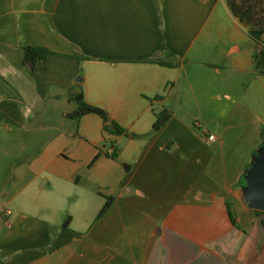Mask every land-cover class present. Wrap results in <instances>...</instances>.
I'll use <instances>...</instances> for the list:
<instances>
[{
	"label": "crops",
	"instance_id": "crops-1",
	"mask_svg": "<svg viewBox=\"0 0 264 264\" xmlns=\"http://www.w3.org/2000/svg\"><path fill=\"white\" fill-rule=\"evenodd\" d=\"M247 38L225 0H0V264H264V131L236 143L200 111L201 136L188 108L236 117L223 90L264 83ZM29 45L55 54L31 71ZM79 94L125 133L72 117Z\"/></svg>",
	"mask_w": 264,
	"mask_h": 264
},
{
	"label": "rangeland",
	"instance_id": "rangeland-1",
	"mask_svg": "<svg viewBox=\"0 0 264 264\" xmlns=\"http://www.w3.org/2000/svg\"><path fill=\"white\" fill-rule=\"evenodd\" d=\"M249 39L251 38L249 37ZM249 39L247 38L242 42L243 47H254L253 40ZM262 79L264 81V78ZM223 91L229 92L231 98L234 99L237 111L236 117L230 121L227 119L228 109H231L232 107L231 101L229 102V107L226 106V103L228 102L224 101L216 102L217 104H211L208 100H203L199 105L196 102L194 104L193 101H190V103H188V108L191 116H194L190 122L192 128L195 129L199 135H203L202 129H200L195 122V118L199 116L200 111H203L201 114H203L205 118H208V116L210 118V120H208L209 124L205 122L202 123L201 121L206 130L214 135H218L221 131H226L227 137L229 139H233L236 143H239L240 141H242V143H246L249 141L251 133L250 127H257L261 132H263L264 83L253 75H247L244 77L236 76L235 81L233 84H230L228 90ZM211 106L214 111H216V107H218V115L215 113H209ZM256 147L257 145H253L252 148L254 149ZM236 154L238 155L239 152L237 151Z\"/></svg>",
	"mask_w": 264,
	"mask_h": 264
},
{
	"label": "trees",
	"instance_id": "trees-1",
	"mask_svg": "<svg viewBox=\"0 0 264 264\" xmlns=\"http://www.w3.org/2000/svg\"><path fill=\"white\" fill-rule=\"evenodd\" d=\"M230 12L238 19V21L245 27L248 36L261 46V50L254 55L253 62L257 73L264 76V0H225ZM23 65L27 66L31 71H34L35 66L47 59L49 55L55 53L50 51L44 46H25L23 47ZM164 66H173L171 62H160ZM73 100L77 103V109L71 114L72 117L80 118L87 114H95L103 119L105 122V129H109L110 126L115 128L117 134H124L125 130L119 127L114 121H112L107 112L92 104L87 103L82 94L73 97ZM170 117V113L164 109L156 114V119L153 124V131L159 130L163 124ZM109 156L115 157L113 153H109ZM112 198H107L104 206L102 207L99 215H102L109 208Z\"/></svg>",
	"mask_w": 264,
	"mask_h": 264
},
{
	"label": "water",
	"instance_id": "water-1",
	"mask_svg": "<svg viewBox=\"0 0 264 264\" xmlns=\"http://www.w3.org/2000/svg\"><path fill=\"white\" fill-rule=\"evenodd\" d=\"M247 201L252 208L264 211V151L248 175Z\"/></svg>",
	"mask_w": 264,
	"mask_h": 264
},
{
	"label": "built area",
	"instance_id": "built-area-1",
	"mask_svg": "<svg viewBox=\"0 0 264 264\" xmlns=\"http://www.w3.org/2000/svg\"><path fill=\"white\" fill-rule=\"evenodd\" d=\"M208 140H210V141H214V140H215L214 135H209V136H208ZM112 151H113V150H111L110 153H112ZM3 214H5V215H7V216L10 215V214H11V210H10V209L0 208V215H3Z\"/></svg>",
	"mask_w": 264,
	"mask_h": 264
}]
</instances>
